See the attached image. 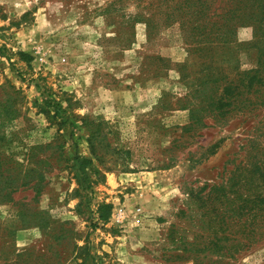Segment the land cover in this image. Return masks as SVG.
<instances>
[{
  "label": "rangeland",
  "instance_id": "obj_1",
  "mask_svg": "<svg viewBox=\"0 0 264 264\" xmlns=\"http://www.w3.org/2000/svg\"><path fill=\"white\" fill-rule=\"evenodd\" d=\"M137 4L0 0V264H264L240 169L264 144L258 82L216 109L224 75L259 66L264 6L207 0L239 22L205 58L167 3L156 27Z\"/></svg>",
  "mask_w": 264,
  "mask_h": 264
},
{
  "label": "trees",
  "instance_id": "obj_2",
  "mask_svg": "<svg viewBox=\"0 0 264 264\" xmlns=\"http://www.w3.org/2000/svg\"><path fill=\"white\" fill-rule=\"evenodd\" d=\"M121 1L117 0V3ZM137 1V7H141L143 0ZM257 2L262 7L264 6V0H257ZM165 3H167V6L165 8L166 19L164 21L168 23L173 19L179 18L182 28L190 34V39L196 40L197 44L195 46L191 43L193 47L189 49L190 54L199 52L205 58L216 57L221 53L222 47L236 41V25L239 22L236 15L238 14L234 11H229L221 16V21H211L214 16L206 13L207 0H149L147 5L142 6L145 10L138 11L130 18L133 21L149 22L152 27H156L159 23L156 19L157 9L162 12L160 4L163 6ZM261 13L264 14V10ZM261 20H264V16ZM243 45L244 43H242ZM250 45L257 49L259 66L249 71L250 73L245 72L236 78L224 75L222 79L226 86L219 97V107L216 108L219 109V114H228L234 110L235 107L226 108V106H233L234 99L232 98L241 94L235 93L231 95L232 91L240 90L244 87L248 88L245 93H250L256 81L260 86L256 92L261 93L260 100L264 104V27L254 33V39L250 42ZM226 96H229V99H226ZM245 98L246 101L243 103L252 104V100ZM244 108L240 109L244 110ZM216 109H214L215 114ZM250 143L251 149L247 155L248 160L243 161L242 168H240L242 169L241 173H255L260 178L261 183L256 186V190L252 193L253 198L244 199V209L248 215L247 225L252 227L250 235L264 237V144L259 139V135L253 137Z\"/></svg>",
  "mask_w": 264,
  "mask_h": 264
},
{
  "label": "built area",
  "instance_id": "obj_3",
  "mask_svg": "<svg viewBox=\"0 0 264 264\" xmlns=\"http://www.w3.org/2000/svg\"><path fill=\"white\" fill-rule=\"evenodd\" d=\"M124 209H125L124 207H120L118 214H123L125 212Z\"/></svg>",
  "mask_w": 264,
  "mask_h": 264
}]
</instances>
